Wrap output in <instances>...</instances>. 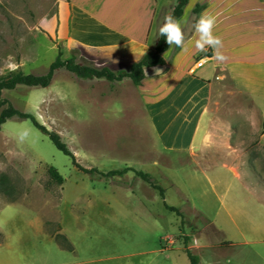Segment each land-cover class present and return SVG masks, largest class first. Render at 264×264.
<instances>
[{
    "label": "rangeland",
    "instance_id": "1",
    "mask_svg": "<svg viewBox=\"0 0 264 264\" xmlns=\"http://www.w3.org/2000/svg\"><path fill=\"white\" fill-rule=\"evenodd\" d=\"M57 1L0 0V77L47 71L59 50L40 23ZM218 86L210 148L189 155L165 148L140 107L130 111L125 97L135 88L111 94V84L61 67L48 86L2 89L58 132L77 163L150 172L165 198L133 171L92 177L30 120L9 118L0 129V256L10 264H191L189 248L198 264H264V88L228 75ZM107 94L105 105L99 95Z\"/></svg>",
    "mask_w": 264,
    "mask_h": 264
},
{
    "label": "crops",
    "instance_id": "2",
    "mask_svg": "<svg viewBox=\"0 0 264 264\" xmlns=\"http://www.w3.org/2000/svg\"><path fill=\"white\" fill-rule=\"evenodd\" d=\"M175 4H161L160 0H58L56 13L42 19L40 25L54 39L63 59L75 57L77 62L96 68L129 70L134 61L154 49L158 29ZM205 14L216 17L213 33L221 38L220 51L227 57L224 61H216L211 48L202 57L204 51L193 46L198 36L196 21ZM177 21L183 47L169 46L163 64L146 66L140 85L127 76L113 82L104 77H78L82 82L111 84V94H120L124 85L135 88L133 95L125 97L130 111L140 107L165 148L189 155L210 148L214 96L221 89L218 85L223 76L264 88V0H188ZM200 58L208 60L197 66ZM108 95H99L105 105ZM0 264H10L8 257L1 255Z\"/></svg>",
    "mask_w": 264,
    "mask_h": 264
},
{
    "label": "trees",
    "instance_id": "3",
    "mask_svg": "<svg viewBox=\"0 0 264 264\" xmlns=\"http://www.w3.org/2000/svg\"><path fill=\"white\" fill-rule=\"evenodd\" d=\"M188 0H176V4L173 6L170 14L171 16L178 20L184 11V6ZM169 45L166 43L163 36L158 37L157 43L154 49H150L145 52L138 60L134 61L129 70L113 71L108 67L96 68L89 64H83L76 61L75 57H70L63 59L60 54L50 63L47 71L42 74L35 73H25L21 70L10 71L6 75L0 77V91L2 89H12L19 84L29 85V86H48L55 74V70L61 67L73 72L79 77L83 78H94V77H104L108 81L122 80L124 77H129L133 84L140 85L145 77V67L153 66L157 64H163L164 58L163 53L167 50ZM209 53L203 52L202 57L208 55ZM0 129L2 124L6 122L9 118L17 117L20 119H28L31 123L42 132L46 133L52 143L57 149L62 151L64 154L70 156L72 163L78 167L79 170L90 174L92 177L98 178H111L117 176H123L128 171H133L136 175L140 176L143 180L148 182L152 187L159 189L161 197L165 198V189L157 181V179L150 173L141 169H136L133 166H125L123 168H112L107 171H103L98 167H85L80 165L76 161L75 154L70 150L67 143L62 140L60 134L54 130H49L47 127L39 122L36 116L29 111L21 110L15 107L11 101L7 98H2L0 96ZM49 174L52 180L59 183L63 181V176L53 165L49 167ZM168 208L175 210L181 215V211L178 207L174 205H169L165 203ZM52 235L59 242V244L65 248L72 249L73 246L70 243L67 236L61 232H52ZM2 238V232H0V240ZM185 252L190 258L191 264H198L200 262V257L198 254L192 252L191 249L186 248Z\"/></svg>",
    "mask_w": 264,
    "mask_h": 264
},
{
    "label": "clouds",
    "instance_id": "4",
    "mask_svg": "<svg viewBox=\"0 0 264 264\" xmlns=\"http://www.w3.org/2000/svg\"><path fill=\"white\" fill-rule=\"evenodd\" d=\"M216 23V17L212 14L202 15L195 24V31L198 34L193 46L197 51H205L211 48L213 58L216 61H224L227 57L220 51L223 47L221 38L213 33ZM158 35L163 36L166 43L171 46L183 47L184 36L181 31L179 22L171 17L166 16L164 22L158 29Z\"/></svg>",
    "mask_w": 264,
    "mask_h": 264
},
{
    "label": "built area",
    "instance_id": "5",
    "mask_svg": "<svg viewBox=\"0 0 264 264\" xmlns=\"http://www.w3.org/2000/svg\"><path fill=\"white\" fill-rule=\"evenodd\" d=\"M205 58H200V59H198L197 60V66H201V65H203L206 61H207V59L206 60H204Z\"/></svg>",
    "mask_w": 264,
    "mask_h": 264
},
{
    "label": "bare ground",
    "instance_id": "6",
    "mask_svg": "<svg viewBox=\"0 0 264 264\" xmlns=\"http://www.w3.org/2000/svg\"><path fill=\"white\" fill-rule=\"evenodd\" d=\"M205 60V59H204Z\"/></svg>",
    "mask_w": 264,
    "mask_h": 264
}]
</instances>
